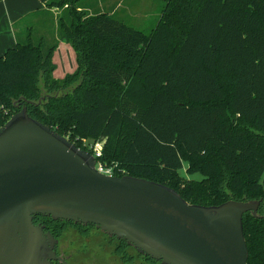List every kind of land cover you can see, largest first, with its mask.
I'll list each match as a JSON object with an SVG mask.
<instances>
[{
	"label": "trees",
	"instance_id": "1",
	"mask_svg": "<svg viewBox=\"0 0 264 264\" xmlns=\"http://www.w3.org/2000/svg\"><path fill=\"white\" fill-rule=\"evenodd\" d=\"M39 1L60 13L20 22L0 57V128L26 106L76 145L103 141L96 160L117 165L115 176L163 184L200 206L264 199V0H163L149 33L114 5ZM40 17L54 20V36ZM59 41L77 64L62 80L53 77ZM183 169L202 179L182 178ZM243 230L247 263L264 264V219L246 213Z\"/></svg>",
	"mask_w": 264,
	"mask_h": 264
},
{
	"label": "water",
	"instance_id": "2",
	"mask_svg": "<svg viewBox=\"0 0 264 264\" xmlns=\"http://www.w3.org/2000/svg\"><path fill=\"white\" fill-rule=\"evenodd\" d=\"M96 164L26 106L0 128V264L55 259L39 215L93 225L161 264H248L243 216L264 219V199L190 204L163 184L107 176Z\"/></svg>",
	"mask_w": 264,
	"mask_h": 264
},
{
	"label": "flooded vegetation",
	"instance_id": "3",
	"mask_svg": "<svg viewBox=\"0 0 264 264\" xmlns=\"http://www.w3.org/2000/svg\"><path fill=\"white\" fill-rule=\"evenodd\" d=\"M35 224L55 240L51 247L55 259L51 264H161L93 225L66 221Z\"/></svg>",
	"mask_w": 264,
	"mask_h": 264
},
{
	"label": "rangeland",
	"instance_id": "4",
	"mask_svg": "<svg viewBox=\"0 0 264 264\" xmlns=\"http://www.w3.org/2000/svg\"><path fill=\"white\" fill-rule=\"evenodd\" d=\"M107 1L108 0H106V3L103 9L105 8L108 9ZM93 2L100 3V0H86L85 3L92 5ZM110 2H109L110 5L113 4L114 6L117 7V14L120 19L125 20L128 25L138 30L144 31L146 33H149L151 29L159 21L162 15V10L164 9V6H165V2L163 0H112ZM29 18H31V16H29ZM72 52L71 53L68 52L66 53V56H62L64 55L63 50L59 51L58 61L60 60V67H59V70L57 69L54 70L53 72L54 78L58 80H62L67 74H69L67 71L72 67L73 62H74V55H73L74 52L73 53ZM76 68H77V65H76ZM76 68L72 73L76 71ZM61 77L63 78L59 79ZM103 143H104L103 141H96L93 139L86 138L78 142L77 145L75 143L74 144L81 150H85L90 153H93V150L94 148H96L97 145L101 146L103 150ZM106 165L109 167L112 164L106 163ZM179 174L184 179L186 178L195 179V180L202 179V176L200 174L187 175L185 173V169L180 171Z\"/></svg>",
	"mask_w": 264,
	"mask_h": 264
},
{
	"label": "crops",
	"instance_id": "5",
	"mask_svg": "<svg viewBox=\"0 0 264 264\" xmlns=\"http://www.w3.org/2000/svg\"><path fill=\"white\" fill-rule=\"evenodd\" d=\"M112 0L107 1L108 9L113 6L109 4ZM106 3V0H100V8H103ZM112 3V2H110ZM51 12L54 17L60 13L59 9L53 8L48 9L46 4L40 2L39 0H0V57L5 54L7 49L12 48L16 45L17 42V32L23 31V28H20V31L16 30L17 25L27 19L29 16L37 15L40 12ZM41 22H45L42 25V31L45 33V36L52 37L55 35V22L50 18L51 25L48 23V18L40 17ZM40 22V24H41ZM50 34V35H49ZM60 50H63L64 55L68 52H74L73 48L66 41H59L57 49L53 53L52 62L55 65V70H59L60 60L58 61V53ZM72 52V53H73ZM74 62L72 67L67 71L69 74L72 73L76 68V55L74 52ZM64 64V63H63ZM67 74V73H66ZM65 74V75H66ZM63 77L59 78L62 79Z\"/></svg>",
	"mask_w": 264,
	"mask_h": 264
},
{
	"label": "built area",
	"instance_id": "6",
	"mask_svg": "<svg viewBox=\"0 0 264 264\" xmlns=\"http://www.w3.org/2000/svg\"><path fill=\"white\" fill-rule=\"evenodd\" d=\"M102 148L101 146L97 145L96 148H94L93 153H91L96 159L100 158L102 156ZM117 165L112 166H104L100 162H97L96 169L107 176H115Z\"/></svg>",
	"mask_w": 264,
	"mask_h": 264
}]
</instances>
